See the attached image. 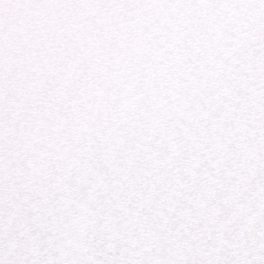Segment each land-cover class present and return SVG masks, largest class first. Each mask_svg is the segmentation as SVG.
<instances>
[{
    "label": "water",
    "instance_id": "95a60500",
    "mask_svg": "<svg viewBox=\"0 0 264 264\" xmlns=\"http://www.w3.org/2000/svg\"><path fill=\"white\" fill-rule=\"evenodd\" d=\"M0 264H264V0H0Z\"/></svg>",
    "mask_w": 264,
    "mask_h": 264
}]
</instances>
